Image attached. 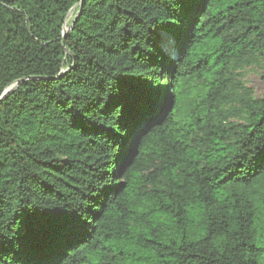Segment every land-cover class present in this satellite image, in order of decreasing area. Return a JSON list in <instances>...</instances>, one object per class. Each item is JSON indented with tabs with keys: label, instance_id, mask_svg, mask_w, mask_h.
Listing matches in <instances>:
<instances>
[{
	"label": "trees",
	"instance_id": "obj_1",
	"mask_svg": "<svg viewBox=\"0 0 264 264\" xmlns=\"http://www.w3.org/2000/svg\"><path fill=\"white\" fill-rule=\"evenodd\" d=\"M251 67L264 0H0V264H264Z\"/></svg>",
	"mask_w": 264,
	"mask_h": 264
},
{
	"label": "rangeland",
	"instance_id": "obj_2",
	"mask_svg": "<svg viewBox=\"0 0 264 264\" xmlns=\"http://www.w3.org/2000/svg\"><path fill=\"white\" fill-rule=\"evenodd\" d=\"M77 10V7L72 10L74 12L71 21L76 15ZM244 79L247 85L253 89L254 94L257 98H261L264 95V82L262 81V70L260 68L251 67L246 69L244 71Z\"/></svg>",
	"mask_w": 264,
	"mask_h": 264
},
{
	"label": "water",
	"instance_id": "obj_3",
	"mask_svg": "<svg viewBox=\"0 0 264 264\" xmlns=\"http://www.w3.org/2000/svg\"><path fill=\"white\" fill-rule=\"evenodd\" d=\"M72 12V11H71ZM77 18V17H76ZM76 20V19H75ZM75 22V21H74ZM72 30V27L69 28L68 30H65L64 28V31H63V40L65 41L67 35L69 34V32ZM22 81H19L17 82L16 84L12 85L11 87H9L5 92L4 94L2 95V97L0 98V101L6 99L10 94H12L18 87L19 85L21 84Z\"/></svg>",
	"mask_w": 264,
	"mask_h": 264
},
{
	"label": "bare ground",
	"instance_id": "obj_4",
	"mask_svg": "<svg viewBox=\"0 0 264 264\" xmlns=\"http://www.w3.org/2000/svg\"><path fill=\"white\" fill-rule=\"evenodd\" d=\"M73 12H74V11H72V12L70 13V15L68 16V18H67L66 25H65V30H68V29L70 28L71 19H72V17H73Z\"/></svg>",
	"mask_w": 264,
	"mask_h": 264
}]
</instances>
